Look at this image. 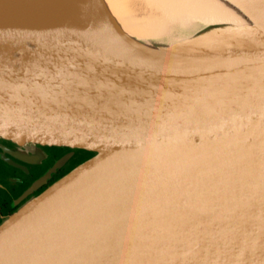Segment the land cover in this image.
Here are the masks:
<instances>
[{
	"label": "water",
	"instance_id": "water-1",
	"mask_svg": "<svg viewBox=\"0 0 264 264\" xmlns=\"http://www.w3.org/2000/svg\"><path fill=\"white\" fill-rule=\"evenodd\" d=\"M100 30L0 33V140L72 150L28 191L92 154L1 220L0 264H264V24Z\"/></svg>",
	"mask_w": 264,
	"mask_h": 264
},
{
	"label": "bare ground",
	"instance_id": "bare-ground-1",
	"mask_svg": "<svg viewBox=\"0 0 264 264\" xmlns=\"http://www.w3.org/2000/svg\"><path fill=\"white\" fill-rule=\"evenodd\" d=\"M231 6L243 8L256 24H264V0H0V33L108 43L100 27L105 10L110 9L113 18L128 33L119 36V40L134 50L176 33L202 43L207 36H196L194 30L230 17ZM103 28L110 30L105 25Z\"/></svg>",
	"mask_w": 264,
	"mask_h": 264
},
{
	"label": "flooded vegetation",
	"instance_id": "flooded-vegetation-1",
	"mask_svg": "<svg viewBox=\"0 0 264 264\" xmlns=\"http://www.w3.org/2000/svg\"><path fill=\"white\" fill-rule=\"evenodd\" d=\"M70 151L72 150L64 147L17 146L12 142L0 140V222L3 217L15 211L20 195ZM84 156L85 151L72 154L45 183L36 188V191L42 190L48 183L59 178L61 171L65 173L81 163Z\"/></svg>",
	"mask_w": 264,
	"mask_h": 264
},
{
	"label": "rangeland",
	"instance_id": "rangeland-1",
	"mask_svg": "<svg viewBox=\"0 0 264 264\" xmlns=\"http://www.w3.org/2000/svg\"><path fill=\"white\" fill-rule=\"evenodd\" d=\"M228 12H229L230 17H228V16L223 17L221 19L216 20L215 22H212L211 24L201 25L197 29L194 30V33L195 34H202V32L205 33L213 27H227V28L228 27H241V26L253 24L255 22L253 16L249 12H247L246 10H244L243 8H241L239 6H231L229 8ZM77 153H80V151H78ZM86 154L92 155L89 152H86ZM66 170H68V169H66ZM61 173H62V171H61ZM54 181H52V182H54ZM51 183H48L46 186H48ZM28 190L29 189L25 190L20 195V197L17 199L18 205L16 206V209H18L20 206H22L28 200L32 199L34 196H36V194H38L43 189L39 190V191L34 190L31 192H29ZM4 218H6V217H3L1 220H4Z\"/></svg>",
	"mask_w": 264,
	"mask_h": 264
},
{
	"label": "trees",
	"instance_id": "trees-1",
	"mask_svg": "<svg viewBox=\"0 0 264 264\" xmlns=\"http://www.w3.org/2000/svg\"><path fill=\"white\" fill-rule=\"evenodd\" d=\"M88 155V156H87ZM91 155L90 154H86V156H84V158H83V161L84 160H86L87 158H89ZM82 161V162H83ZM68 171H66L65 173H67ZM65 173H63V174H65ZM63 174L61 173L60 175H59V178H60V176H63ZM58 179V178H57ZM56 180V179H55ZM54 181V180H53Z\"/></svg>",
	"mask_w": 264,
	"mask_h": 264
}]
</instances>
